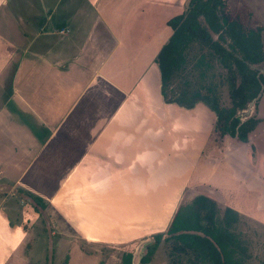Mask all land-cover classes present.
Wrapping results in <instances>:
<instances>
[{"label":"crops","instance_id":"obj_1","mask_svg":"<svg viewBox=\"0 0 264 264\" xmlns=\"http://www.w3.org/2000/svg\"><path fill=\"white\" fill-rule=\"evenodd\" d=\"M188 1L0 0V263L11 236H26L22 221L39 224L30 204L10 220L9 195L110 243L164 232L197 195H220L219 211L248 192L264 204V143L253 140L264 121L246 142L221 138L203 103L160 93L155 57ZM231 140L242 155L221 164L212 155Z\"/></svg>","mask_w":264,"mask_h":264},{"label":"trees","instance_id":"obj_2","mask_svg":"<svg viewBox=\"0 0 264 264\" xmlns=\"http://www.w3.org/2000/svg\"><path fill=\"white\" fill-rule=\"evenodd\" d=\"M166 24L172 32L155 57L164 102L185 108L201 102L214 113L213 130L219 137L246 142L249 133L264 121L256 115L257 104L247 118L239 114L264 93V73L255 67L264 62V26L245 27L240 18L228 12L226 0H189L184 10ZM192 44L205 48L208 58L201 53L189 67L186 51ZM188 67L189 71L198 70L195 77L187 75ZM215 71L220 77L217 82ZM222 90L226 92V104L221 100ZM217 214L216 202L205 195L181 204L166 230L153 234L139 263L149 262L164 243L166 248L171 247L169 253L177 256H169L173 262L182 258L203 264H244L249 253L246 239L238 238L235 231L238 213L226 206L220 218ZM126 254L123 264H131V252Z\"/></svg>","mask_w":264,"mask_h":264},{"label":"rangeland","instance_id":"obj_3","mask_svg":"<svg viewBox=\"0 0 264 264\" xmlns=\"http://www.w3.org/2000/svg\"><path fill=\"white\" fill-rule=\"evenodd\" d=\"M226 8L231 15L240 18L245 27L264 26V0H226ZM261 36L264 47V30L261 31ZM204 50L206 51L205 48H200L198 44H192V46L186 51V58L189 64L187 66L190 67L194 64L193 61L196 59L195 57H198L201 53L205 54L206 52L204 53ZM205 57L206 59L208 58L206 54ZM189 67L187 69V75L195 77L198 70L194 67L195 70L192 69L189 71ZM255 67L260 72L264 73V62ZM217 73V71L214 73L216 74V82L220 79ZM221 100L222 103H227L225 90H222ZM255 100L252 102V106L250 102L248 103L247 107L243 109L245 111L240 110L241 117L250 116L254 111L255 104H257L256 115L261 116L260 118H264V93L259 96L256 103ZM253 140L256 143H264L263 128L254 133ZM230 144H235V141L231 140L227 145L229 147H227L226 150H224L225 148L222 149L224 150L222 153L215 152L212 155L214 157L220 156L221 161L219 162L221 164H224V159L227 161L230 155L235 156L237 159L239 158V155H242V151H239L234 145ZM258 147L259 151L263 153V148L260 145H258ZM232 150L237 151L232 152ZM248 154L249 156H256V151L253 145L252 148L248 146ZM237 159L235 161H237ZM210 161L213 162L212 158H210ZM253 164L257 163L253 162L252 165ZM257 166L261 167L259 164H257ZM262 167H264L263 163ZM243 169L244 168H242V171ZM224 172L225 171H222L221 173ZM206 189V187L200 188L199 192L204 194L209 192L210 189L208 191H206ZM245 195L252 199L253 202V205L250 203L247 211L244 205L246 198ZM245 195L238 194L235 195L233 199L234 208L239 215V224L235 231L238 235H240H237L238 238H246V240H243L244 245H246L247 252L249 253L247 256H249L250 259L247 261L245 260V264H264V204H258L259 198L254 194L252 195V193L248 192ZM211 197H213L215 202V198L221 201L220 195L218 194H213ZM223 198L226 199L224 194ZM22 199L25 202H22ZM28 200V198L26 200V197L21 195H9L8 199L3 204L5 209L9 203L13 205V211L8 213L10 220H15L16 217H19V213L17 212L20 211L21 214V211L27 208V204L32 205L34 211L33 216L39 220V224L34 225L33 223L22 221V226H20L24 232L28 231L25 233L26 236L16 238L13 235H10L12 242L16 241V245H13L12 250L10 247L8 255L6 257H2L3 260L0 264H123V259L127 255L126 253L129 251L133 253L134 248L140 242L148 239H151V242L153 241V234L155 233L150 234L148 232L145 236L131 240L129 243H110L109 241L100 240L89 241V239L86 238V235H78L75 231L71 233L63 219H61V217L50 207L46 206V203L39 204L35 201L31 203ZM190 201L191 199L189 202ZM224 202L227 201L224 200ZM35 203L38 208L34 205ZM160 211L162 212L161 209ZM223 211L224 209L222 211L218 210V218L222 216ZM156 212L158 213L159 211ZM23 217L26 218L24 215ZM47 220L50 224H48ZM161 228L162 227L158 230H161ZM152 230L154 231V229ZM68 234H70V236ZM2 244L4 250L9 248L6 241ZM147 245L148 241L141 249L140 257L146 252ZM170 249V246H167L166 248L164 243H160V245L153 252L149 262L145 264H203L200 262H188V260L182 258L179 261L176 259V261L173 262L170 257L177 256L173 253H169ZM245 257L246 252L244 251L243 258Z\"/></svg>","mask_w":264,"mask_h":264},{"label":"water","instance_id":"obj_4","mask_svg":"<svg viewBox=\"0 0 264 264\" xmlns=\"http://www.w3.org/2000/svg\"><path fill=\"white\" fill-rule=\"evenodd\" d=\"M254 101L251 100L250 103H251V106H252V102ZM249 107V106H248ZM240 114V113H239ZM247 117V116H246ZM147 241H142L140 242L135 248H134V251L132 253V257H131V264H139V260H140V251L141 249L143 248L144 244L146 243ZM148 243H151V240L148 241Z\"/></svg>","mask_w":264,"mask_h":264},{"label":"bare ground","instance_id":"obj_5","mask_svg":"<svg viewBox=\"0 0 264 264\" xmlns=\"http://www.w3.org/2000/svg\"><path fill=\"white\" fill-rule=\"evenodd\" d=\"M242 111H245V110H242Z\"/></svg>","mask_w":264,"mask_h":264}]
</instances>
